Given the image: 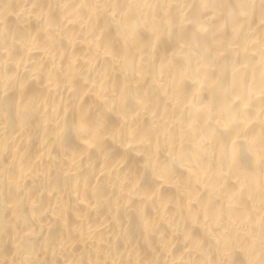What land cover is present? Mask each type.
I'll return each mask as SVG.
<instances>
[{
    "label": "bare ground",
    "instance_id": "obj_1",
    "mask_svg": "<svg viewBox=\"0 0 264 264\" xmlns=\"http://www.w3.org/2000/svg\"><path fill=\"white\" fill-rule=\"evenodd\" d=\"M0 264H264V0H0Z\"/></svg>",
    "mask_w": 264,
    "mask_h": 264
}]
</instances>
